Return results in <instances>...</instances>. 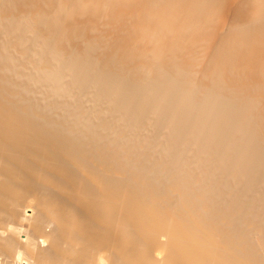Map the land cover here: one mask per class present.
Listing matches in <instances>:
<instances>
[{"label": "bare ground", "instance_id": "obj_1", "mask_svg": "<svg viewBox=\"0 0 264 264\" xmlns=\"http://www.w3.org/2000/svg\"><path fill=\"white\" fill-rule=\"evenodd\" d=\"M0 264H264V0H0Z\"/></svg>", "mask_w": 264, "mask_h": 264}]
</instances>
